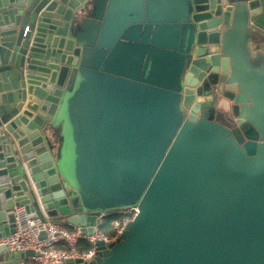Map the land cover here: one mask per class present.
<instances>
[{
    "label": "water",
    "instance_id": "95a60500",
    "mask_svg": "<svg viewBox=\"0 0 264 264\" xmlns=\"http://www.w3.org/2000/svg\"><path fill=\"white\" fill-rule=\"evenodd\" d=\"M129 21L151 47L134 76L108 55ZM155 51L179 69L143 93ZM175 127L123 236L66 264H264V0H0V238L18 206L121 214Z\"/></svg>",
    "mask_w": 264,
    "mask_h": 264
},
{
    "label": "built area",
    "instance_id": "2783aa9c",
    "mask_svg": "<svg viewBox=\"0 0 264 264\" xmlns=\"http://www.w3.org/2000/svg\"><path fill=\"white\" fill-rule=\"evenodd\" d=\"M138 212L137 206L122 212V223L109 235L101 229V218L93 226L81 227L63 220L31 219L26 208L18 206L14 208L15 232L0 238V246L17 254L33 251L21 264H66L77 259L89 263L97 257V244L103 242L108 248L116 243ZM88 228L93 232H87Z\"/></svg>",
    "mask_w": 264,
    "mask_h": 264
},
{
    "label": "rangeland",
    "instance_id": "374dc122",
    "mask_svg": "<svg viewBox=\"0 0 264 264\" xmlns=\"http://www.w3.org/2000/svg\"><path fill=\"white\" fill-rule=\"evenodd\" d=\"M154 57L157 56H161V59H156L154 58L153 62V69H154V76L153 77H148L146 78L145 73H141L140 77H139V88L143 93H148L150 91H152L153 89H155L156 87H162L165 85V80L163 79L162 74L158 73V70L160 71L161 67H165L168 69L167 71V76H170L171 73L173 72V70H177V68L179 69V64L178 61L180 58L176 57L174 59H165V57H168L166 54L164 55V53L162 51H155L154 52ZM176 55V54H175ZM156 59V60H155ZM178 60V61H177ZM150 63L151 61H147L145 67L146 69H150ZM154 63H157L160 67H155ZM144 64V63H143ZM113 65V64H112ZM157 65V66H158ZM123 94H120L119 97H122ZM121 116V127L122 129H124L125 127L129 126V121H128V116L127 114L125 115H120ZM177 130V127H175L168 136V139L165 140L162 144L161 147H159V150L157 149V153L155 154V156L153 157L152 161L148 164L147 170L145 171V175L144 178L142 180V182L138 183V191L136 192V195L130 199L127 203L125 204H121V207L119 208L121 211L120 212H127L131 207H133L134 205H138L147 185L150 182V175L156 170V168L158 167V165L160 164V162L163 159V156L165 155L170 142L172 140L173 135L175 134Z\"/></svg>",
    "mask_w": 264,
    "mask_h": 264
},
{
    "label": "crops",
    "instance_id": "0c3cea01",
    "mask_svg": "<svg viewBox=\"0 0 264 264\" xmlns=\"http://www.w3.org/2000/svg\"><path fill=\"white\" fill-rule=\"evenodd\" d=\"M129 22L130 23L128 25H126L125 27H122L119 33H117L114 36L115 41L113 44V48L111 49V51L108 52V55L110 53H112V55L113 54L115 55V57H113V63L114 65L117 63L116 68L118 69L119 67L125 68V69L118 70V72L123 73L124 75L134 76L133 74H135L138 68L140 67L142 68L143 63H145V61L149 57H151V55L148 57L149 55L148 50L151 49V47L143 44L144 48L140 50L139 43L141 44L142 42H145V40L143 36L136 38V39L134 38L133 35L135 31L131 30L132 29L131 22L133 21H129ZM112 111L115 112L117 110L116 108H113ZM114 213L115 212H112V211L105 213L102 221H104V219L107 217L115 215Z\"/></svg>",
    "mask_w": 264,
    "mask_h": 264
},
{
    "label": "trees",
    "instance_id": "16d2710c",
    "mask_svg": "<svg viewBox=\"0 0 264 264\" xmlns=\"http://www.w3.org/2000/svg\"><path fill=\"white\" fill-rule=\"evenodd\" d=\"M122 223V215H112L104 219L101 225L103 232L112 235Z\"/></svg>",
    "mask_w": 264,
    "mask_h": 264
}]
</instances>
